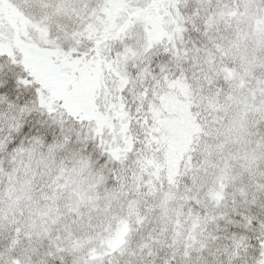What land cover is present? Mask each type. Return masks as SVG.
Listing matches in <instances>:
<instances>
[{"label":"snow or ice","instance_id":"1","mask_svg":"<svg viewBox=\"0 0 264 264\" xmlns=\"http://www.w3.org/2000/svg\"><path fill=\"white\" fill-rule=\"evenodd\" d=\"M0 264H264V0H0Z\"/></svg>","mask_w":264,"mask_h":264}]
</instances>
